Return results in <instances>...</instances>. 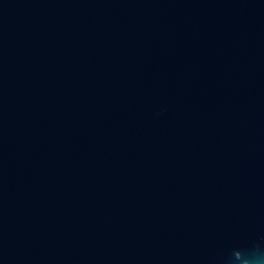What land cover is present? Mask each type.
Returning a JSON list of instances; mask_svg holds the SVG:
<instances>
[{
	"label": "water",
	"instance_id": "95a60500",
	"mask_svg": "<svg viewBox=\"0 0 264 264\" xmlns=\"http://www.w3.org/2000/svg\"><path fill=\"white\" fill-rule=\"evenodd\" d=\"M264 254V0H0V264Z\"/></svg>",
	"mask_w": 264,
	"mask_h": 264
},
{
	"label": "clouds",
	"instance_id": "9594fccd",
	"mask_svg": "<svg viewBox=\"0 0 264 264\" xmlns=\"http://www.w3.org/2000/svg\"><path fill=\"white\" fill-rule=\"evenodd\" d=\"M234 259L239 264H264V254L258 251L235 252Z\"/></svg>",
	"mask_w": 264,
	"mask_h": 264
}]
</instances>
